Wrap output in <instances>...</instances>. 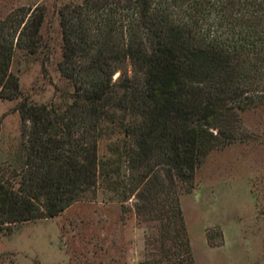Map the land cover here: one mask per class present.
Segmentation results:
<instances>
[{"label":"trees","instance_id":"1","mask_svg":"<svg viewBox=\"0 0 264 264\" xmlns=\"http://www.w3.org/2000/svg\"><path fill=\"white\" fill-rule=\"evenodd\" d=\"M45 18L43 4L0 16V98L19 99L24 136L0 226L104 190L133 198L141 264H195L180 196L211 151L260 137L244 119L264 107V0L63 1L51 104L21 98L11 71L39 52Z\"/></svg>","mask_w":264,"mask_h":264},{"label":"rangeland","instance_id":"2","mask_svg":"<svg viewBox=\"0 0 264 264\" xmlns=\"http://www.w3.org/2000/svg\"><path fill=\"white\" fill-rule=\"evenodd\" d=\"M63 1L0 0V16L19 6L46 8L39 52H17L11 64L21 98L59 101L57 9ZM18 102L0 98V180L15 187L24 141ZM244 121L260 137L211 151L180 196L195 264H264V107ZM144 258L133 198L122 203L104 190L53 218L0 226V264H141Z\"/></svg>","mask_w":264,"mask_h":264}]
</instances>
